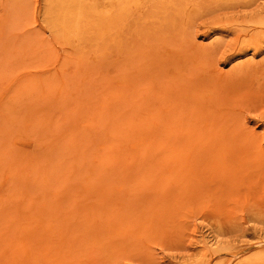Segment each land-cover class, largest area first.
Segmentation results:
<instances>
[{
  "label": "rangeland",
  "instance_id": "1",
  "mask_svg": "<svg viewBox=\"0 0 264 264\" xmlns=\"http://www.w3.org/2000/svg\"><path fill=\"white\" fill-rule=\"evenodd\" d=\"M49 8L0 0V264L264 257V0L81 46Z\"/></svg>",
  "mask_w": 264,
  "mask_h": 264
},
{
  "label": "bare ground",
  "instance_id": "2",
  "mask_svg": "<svg viewBox=\"0 0 264 264\" xmlns=\"http://www.w3.org/2000/svg\"><path fill=\"white\" fill-rule=\"evenodd\" d=\"M87 1L48 0L53 28L67 42L76 46H81L90 41L120 42L122 30L135 20L134 16L137 13L140 16L143 11L157 10L159 7L162 10V6L163 8L170 6L176 9V17H183L184 15L189 17L200 10L205 0H111L103 6ZM214 1L218 3L231 0ZM152 18L156 21H167L166 18L162 19L156 14ZM261 23L264 24V19ZM263 261L264 257L257 256L244 264H256Z\"/></svg>",
  "mask_w": 264,
  "mask_h": 264
}]
</instances>
